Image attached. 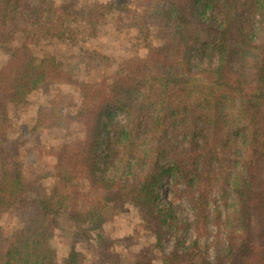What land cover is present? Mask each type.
<instances>
[{
  "label": "trees",
  "instance_id": "16d2710c",
  "mask_svg": "<svg viewBox=\"0 0 264 264\" xmlns=\"http://www.w3.org/2000/svg\"><path fill=\"white\" fill-rule=\"evenodd\" d=\"M68 7L0 0V46L12 49L0 67V217L17 215L11 231L0 224V264H56L49 241L59 228L76 238L92 230L87 236L109 249L100 226L125 205L142 212L161 251L173 233L160 264H264V0H106L88 9L87 27L70 22ZM108 20L136 27L149 53L119 62L102 83H80L82 132L62 144L57 181L38 195L7 146V105H24L45 82L73 83L41 46L86 44ZM164 176L172 200L186 202L185 221L180 205L161 202ZM79 180L97 196L78 201ZM83 262L72 247L64 264ZM99 262L120 264L107 252ZM135 264L153 263L140 256Z\"/></svg>",
  "mask_w": 264,
  "mask_h": 264
},
{
  "label": "rangeland",
  "instance_id": "374dc122",
  "mask_svg": "<svg viewBox=\"0 0 264 264\" xmlns=\"http://www.w3.org/2000/svg\"><path fill=\"white\" fill-rule=\"evenodd\" d=\"M106 0H53L55 5L69 4L67 14L70 22L78 21L80 25L86 12L93 5ZM82 27H87L81 23ZM117 30L112 20L96 24L95 35L88 43H78L77 45H62L44 43L41 46V55L53 54L62 64L63 69L70 71L73 83L76 85L45 82L26 97V103L22 106H14L8 103V112L11 127L7 130L11 149L23 164V169L29 178L34 180L35 192L38 195L48 194L57 181L56 154L62 144L79 136L82 127L74 118L77 113L81 97L79 94L80 83L83 82H104L116 68L119 62L131 57H144L149 50L144 41H141L136 27H122ZM157 32V25L152 29ZM17 41V40H16ZM16 41L12 44H16ZM157 43L158 39L150 37L148 42ZM12 51L7 46H0V67L9 58ZM102 90V88H101ZM52 105L58 107V111L51 113ZM48 114H42L43 111ZM40 113L42 117L40 118ZM57 119L54 126L46 127L47 123H52ZM170 180L162 177L158 187V192L162 203H171L173 206L180 205L181 211L177 214L183 221L190 217L186 202L172 200ZM85 184V182H84ZM81 180L76 182V190L80 192L81 198L91 194L97 196L95 191L86 189ZM142 212L132 205H125L120 213L114 216L106 215L100 226V231L110 240L114 241L108 249L102 244L98 247L91 240L87 233L93 234L92 230H86L85 236L67 237L60 228L50 238L49 246L55 253V263L64 264L72 247L80 251L84 257V264H100L99 260L104 252L112 254L119 260L120 264H135L142 256L152 261L153 264H160L164 252L171 250L174 235L169 233L163 242V251L156 245L150 226L143 219ZM17 221L15 212L2 215L0 224L5 231H11ZM60 225L62 229L69 227V220L66 214L61 217ZM208 242L217 240L214 232L215 227H211ZM84 234V233H83ZM193 238L191 229L184 231L181 239L188 243ZM203 244L205 237L202 238ZM213 248L210 246L208 254L213 255Z\"/></svg>",
  "mask_w": 264,
  "mask_h": 264
}]
</instances>
